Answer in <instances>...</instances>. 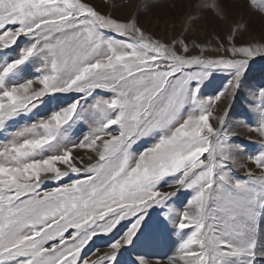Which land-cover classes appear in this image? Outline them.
Here are the masks:
<instances>
[{"label":"snow or ice","instance_id":"1","mask_svg":"<svg viewBox=\"0 0 264 264\" xmlns=\"http://www.w3.org/2000/svg\"><path fill=\"white\" fill-rule=\"evenodd\" d=\"M258 61L264 0H0V264H264Z\"/></svg>","mask_w":264,"mask_h":264},{"label":"rangeland","instance_id":"2","mask_svg":"<svg viewBox=\"0 0 264 264\" xmlns=\"http://www.w3.org/2000/svg\"><path fill=\"white\" fill-rule=\"evenodd\" d=\"M258 31V30H257ZM259 32V31H258ZM254 71L253 74H259L257 75V78H259V76L264 75V61H258L254 66ZM261 73V74H260ZM211 87V86H210ZM241 136V135H240ZM236 174L238 176H243L244 175V170L243 171H238L236 172ZM49 187H51V185H49ZM99 243V242H97Z\"/></svg>","mask_w":264,"mask_h":264},{"label":"bare ground","instance_id":"3","mask_svg":"<svg viewBox=\"0 0 264 264\" xmlns=\"http://www.w3.org/2000/svg\"><path fill=\"white\" fill-rule=\"evenodd\" d=\"M259 31V30H258ZM255 32V33H253V35L254 36H256V37H258L259 36V32ZM248 37L246 36L245 37V39H247ZM261 74V73H260ZM254 76H256L257 77V75H259V74H253ZM260 77V76H259ZM234 131L235 132H237L238 134H239V137L241 138V139H244V140H247V138L249 137V135H250V133H248L244 128H242V127H235L234 126ZM241 135V136H240ZM238 171H243V169H240V170H238Z\"/></svg>","mask_w":264,"mask_h":264}]
</instances>
